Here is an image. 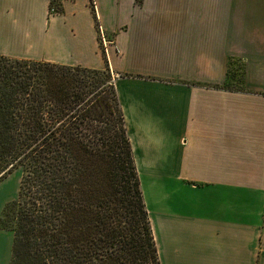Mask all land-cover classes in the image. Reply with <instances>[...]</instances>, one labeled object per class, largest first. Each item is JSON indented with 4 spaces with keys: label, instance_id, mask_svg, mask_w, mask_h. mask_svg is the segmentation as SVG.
Returning a JSON list of instances; mask_svg holds the SVG:
<instances>
[{
    "label": "crops",
    "instance_id": "0c3cea01",
    "mask_svg": "<svg viewBox=\"0 0 264 264\" xmlns=\"http://www.w3.org/2000/svg\"><path fill=\"white\" fill-rule=\"evenodd\" d=\"M50 1L0 0V55L115 72L160 264H264V0Z\"/></svg>",
    "mask_w": 264,
    "mask_h": 264
},
{
    "label": "trees",
    "instance_id": "16d2710c",
    "mask_svg": "<svg viewBox=\"0 0 264 264\" xmlns=\"http://www.w3.org/2000/svg\"><path fill=\"white\" fill-rule=\"evenodd\" d=\"M16 167L10 264H160L107 66L0 55V180Z\"/></svg>",
    "mask_w": 264,
    "mask_h": 264
},
{
    "label": "rangeland",
    "instance_id": "374dc122",
    "mask_svg": "<svg viewBox=\"0 0 264 264\" xmlns=\"http://www.w3.org/2000/svg\"><path fill=\"white\" fill-rule=\"evenodd\" d=\"M91 4L93 5V2H91ZM53 6L54 5L52 4V7ZM52 7H51V5H49V13L50 14L55 12V11H53ZM97 26H98V29H97L98 35L97 36H98V40H99V44H100V49L105 54L106 52L103 49V44H102V41H101L102 32L105 35V39L107 41H111V39L109 38V36H108V34L106 32L102 31V29L99 28L98 24H97ZM107 67H108V71H109V74H110V80L114 81V79L112 78V75H111L112 71L110 70L109 66H107ZM113 74L115 75V72H113ZM22 174H23L22 168L21 167H16L10 173H8L4 178H2L0 180V190L2 189L3 192H4V190L6 188V199H7V201L5 202V204L3 206V209H2V213H1V216L3 218H5V222L6 223H9L7 221V219L9 217H11L12 214H13V212H12L13 209H12V206H10V203H12V201L17 198ZM144 189H145V194H146V198H147V203H150L151 201H153V188L148 186L147 183H145ZM6 205H7V207H6Z\"/></svg>",
    "mask_w": 264,
    "mask_h": 264
},
{
    "label": "built area",
    "instance_id": "2783aa9c",
    "mask_svg": "<svg viewBox=\"0 0 264 264\" xmlns=\"http://www.w3.org/2000/svg\"><path fill=\"white\" fill-rule=\"evenodd\" d=\"M99 28H100V26H99ZM100 29H101V28H100ZM100 31H101V30H100ZM101 32H102V31H101ZM101 35H102L101 41H102V44H103V49H104V51L106 52V51H107V49H106L107 44H110L111 41H107V40L105 39V35L103 34V32H102ZM111 75H112V78L115 79L116 74L114 75L113 72H111Z\"/></svg>",
    "mask_w": 264,
    "mask_h": 264
}]
</instances>
